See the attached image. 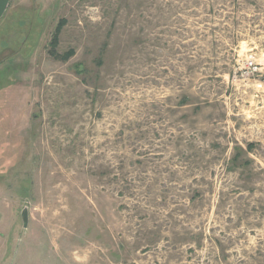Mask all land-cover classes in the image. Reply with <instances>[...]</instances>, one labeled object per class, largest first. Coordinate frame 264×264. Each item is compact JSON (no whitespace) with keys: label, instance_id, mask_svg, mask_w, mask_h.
I'll return each instance as SVG.
<instances>
[{"label":"rangeland","instance_id":"1","mask_svg":"<svg viewBox=\"0 0 264 264\" xmlns=\"http://www.w3.org/2000/svg\"><path fill=\"white\" fill-rule=\"evenodd\" d=\"M0 264H264V0H10Z\"/></svg>","mask_w":264,"mask_h":264},{"label":"water","instance_id":"2","mask_svg":"<svg viewBox=\"0 0 264 264\" xmlns=\"http://www.w3.org/2000/svg\"><path fill=\"white\" fill-rule=\"evenodd\" d=\"M9 1L10 0H0V17L5 12L6 7H7L8 3H9ZM22 214H23V217H24V221H27V212H26L25 209L22 211Z\"/></svg>","mask_w":264,"mask_h":264},{"label":"trees","instance_id":"3","mask_svg":"<svg viewBox=\"0 0 264 264\" xmlns=\"http://www.w3.org/2000/svg\"><path fill=\"white\" fill-rule=\"evenodd\" d=\"M248 146H250V144Z\"/></svg>","mask_w":264,"mask_h":264}]
</instances>
